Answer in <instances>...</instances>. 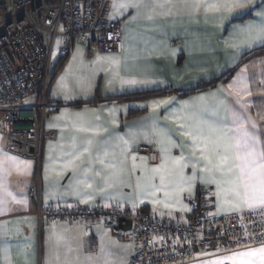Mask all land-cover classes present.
<instances>
[{
  "label": "snow or ice",
  "instance_id": "obj_1",
  "mask_svg": "<svg viewBox=\"0 0 264 264\" xmlns=\"http://www.w3.org/2000/svg\"><path fill=\"white\" fill-rule=\"evenodd\" d=\"M112 6L120 10L115 15H122L123 10L128 8L136 9V16L132 17L134 20L140 15H144L148 21H155L157 17L198 16L202 13L205 23L211 18L214 21L212 26L221 32L225 30V24H229L231 31L223 40V45L232 55L239 57L256 47L264 48V0L259 4L256 0H114ZM253 12L254 19L243 24L232 23L234 19L252 15ZM56 43L59 45L60 41ZM176 51L173 50L172 54L175 55ZM127 59L115 55H97L90 72L92 75L106 73L110 77L108 85L118 82L121 89L157 83L132 75L122 76L121 68ZM71 69L72 65H69V71ZM65 79L61 77L59 88L64 91L65 99H71L67 94ZM250 80L245 65L227 88L221 86L217 92L183 101L178 108L168 111L163 120L157 110L165 106L167 111V106L175 98L152 101L150 107L153 115L145 118L143 136L149 143L158 145L161 160L155 165H149L146 157L131 154L138 133L130 131L127 139L123 135L111 138L107 127L86 120L84 113H75V119L71 122L75 132L70 137V144L67 149L61 150L62 160L58 169L54 164L45 167V179L48 178L50 167L60 177L70 171L71 178L64 193L78 197V202L84 204H89L97 192L106 200L122 198L120 188L126 185L133 188L141 202L150 199L152 204L165 208L179 203L182 210L186 211L191 209L183 204L184 194L192 197L199 183L207 189L210 199L215 198L218 212L242 215L245 210L260 209L264 222V127L249 113V108L255 106ZM80 82L83 84V81ZM260 83L264 85V79ZM260 91L264 98V88ZM229 97L234 98L232 103ZM108 111L113 116L111 123L116 124L114 117L118 109L113 107ZM257 114L260 115V112ZM65 115L67 110L56 119ZM94 116L96 121L100 119L95 112ZM101 132L108 133L103 143L97 139ZM80 133L92 135L80 136ZM173 150H177L178 154H174ZM97 164L102 166L100 171L96 170ZM30 168V162L20 161L18 157L0 150V192L3 193L0 195V213L9 211L10 203L27 204L26 197L17 198L9 190L6 177L13 169L27 173ZM137 172L139 174L134 176L133 183V175ZM97 178L102 181V186L96 184ZM161 193L163 199H160ZM5 223H0V264H35V248L31 239H17L20 227L17 226L15 232L11 233L5 228ZM10 235L12 240L9 239ZM259 235V246L246 244L242 249L217 255L215 259H208L202 264H264V232ZM245 237L254 239L247 231ZM50 240L52 244L45 264H127L125 257L114 250L117 242L111 238L102 236L95 251L87 250L81 234L70 229L54 232Z\"/></svg>",
  "mask_w": 264,
  "mask_h": 264
},
{
  "label": "crops",
  "instance_id": "obj_2",
  "mask_svg": "<svg viewBox=\"0 0 264 264\" xmlns=\"http://www.w3.org/2000/svg\"><path fill=\"white\" fill-rule=\"evenodd\" d=\"M109 1L111 2L110 19L115 22L122 21L123 52L121 54L115 52L97 53L92 58H88L85 45L77 42L71 55L65 59L63 67L53 78L50 86L49 96L55 104L59 101L73 104L65 105L59 108L58 111L51 113L46 124V126L48 125L47 129L54 130L57 137L54 140L45 142L43 148L41 162L43 207L48 209L60 203H67L85 208L93 204L117 202L156 210L161 214L180 219L183 215L196 209L198 190L204 186L197 183L192 197H189L187 193L184 194L183 204L187 205L191 211L182 210L179 203L171 208H165L163 205L152 204L150 199H143L141 202V199L134 193L133 188L126 185L120 188V193L123 194L122 198L106 200L101 193L97 192L89 204H84L78 202V197L64 193V189L71 178L70 171L60 177L50 167L48 178L45 179V167L54 164L57 169L59 168L62 160L61 150L67 149L70 144V137L75 132L71 127V122L75 119V113H84L86 120L98 123L101 127H107L108 133L112 134L111 138L123 135L127 139L130 131L138 133L131 154L143 157L136 152V149L141 144H149L158 151L159 161L153 164L147 159L148 164H158L161 160L158 145L155 142L149 143L143 136L144 125L146 124L145 118H150L153 115L150 107L151 102L175 98L173 103L167 106V111L165 106H161L157 110L160 119L163 120L168 111L172 108H178L181 102L190 101L200 95L217 92L221 86L227 88L245 65H247L251 77L250 86L253 89L252 98L255 105L249 108V113L257 120L258 124L264 127V98H262L260 91L264 88V85L260 83L264 79V63H262L264 61V48L256 47L252 49L251 52L255 49H261L262 51L244 60L246 54L236 57L232 55L230 50L224 48L223 40L228 37L231 31L227 23L225 24V30L221 32L219 28L212 26L214 21L211 18L206 24L202 13L198 16L157 17L155 21H148L144 15H140L134 20L132 17L136 16V9L128 8L123 10L122 15H115L120 10L113 8L114 0ZM260 2L261 0H256L257 4ZM113 16L115 18H112ZM254 18L255 12L252 15L234 19L232 23L243 24ZM201 48H203L202 51ZM173 50H177L175 55L172 54ZM97 55H115L122 59L127 57L126 64L122 65L121 68L122 76L132 75L137 79L154 80L157 83L150 84L147 87L129 88L126 86L123 89L119 87L118 82L109 86L107 81L110 77L106 73L100 72L92 75L90 72V66ZM74 57H76L75 60ZM69 65H72L71 71H69ZM62 76L66 77L67 94L72 97L71 99H65L64 91L59 88L58 82ZM80 81H83V84ZM156 91L160 94L154 96L143 95L142 97L133 96ZM128 95L131 97L112 99ZM224 95H227V93ZM95 96L100 97L99 101L89 104L88 100L93 99ZM233 99L229 97V102L232 103ZM113 107L118 109L114 117L117 121L116 124L111 123L113 116L108 111ZM65 110H67V115L57 120L56 117H60ZM94 112L99 114L100 119L98 121L95 120ZM258 112H260V115L257 114ZM49 125H54V127H49ZM108 133L101 132L100 137L97 139H100L103 143V138H108ZM79 135L91 136L92 134L80 133ZM5 146L6 137L0 131V150L10 156L18 157L20 161L30 162L31 168L27 173L13 169L11 174L6 177L9 190L17 198L26 197L27 204L10 203L8 205L10 210L0 213V223L6 222L4 226L11 233H14L16 227L19 226L21 232L17 239L23 240L24 237L31 239L35 248V264H45L47 253L52 244L50 237L54 232H64L65 229L80 233L81 240L89 251H95L98 248L102 236L106 239L111 238V240L117 242L114 250L124 256L127 264H129L136 246L131 226L128 224L123 225L120 237L113 235L112 231L103 223H87L85 221L69 222L63 220L57 224H52L46 220L40 229L37 218V204L30 194L36 178L37 163L34 159L11 154L5 149ZM116 151L119 152V148ZM173 151L174 154H178L177 150ZM50 157L54 159H50ZM130 165L131 160L129 159L128 166L130 167ZM101 167L97 164L96 170L100 171ZM136 174H139V172L133 175V183ZM96 184L102 186V181L97 178ZM108 191H112V189ZM120 193L114 194L119 195ZM0 195H3V193L0 192ZM160 199H163L162 193ZM212 212L217 215L229 214L218 212L214 197ZM9 239L12 240L11 235ZM119 246L127 247L121 248ZM205 253L209 255H205ZM220 254L225 253L218 251L216 248L200 251L194 261L186 264H202L203 261L215 259ZM227 264H231V262H227Z\"/></svg>",
  "mask_w": 264,
  "mask_h": 264
},
{
  "label": "built area",
  "instance_id": "obj_3",
  "mask_svg": "<svg viewBox=\"0 0 264 264\" xmlns=\"http://www.w3.org/2000/svg\"><path fill=\"white\" fill-rule=\"evenodd\" d=\"M110 11L109 0H0V131L8 152L37 163L30 194L37 204L40 229L46 220L85 221L103 223L120 237L121 222L129 221L136 246L129 264H186L198 252L212 248L227 253L246 244L259 246V234L264 232L261 210L214 214L213 197H208L205 187L198 190L196 209L180 219L117 202L43 207V148L57 137L46 127L56 41L60 38L58 62L71 55L77 42L85 45L88 58L97 53L121 54L122 21H112ZM136 152L150 163L159 161L158 151L149 144L139 145ZM245 231L254 239L245 237Z\"/></svg>",
  "mask_w": 264,
  "mask_h": 264
},
{
  "label": "trees",
  "instance_id": "obj_4",
  "mask_svg": "<svg viewBox=\"0 0 264 264\" xmlns=\"http://www.w3.org/2000/svg\"><path fill=\"white\" fill-rule=\"evenodd\" d=\"M260 51H262L261 49H255V50H253L252 52H250V53H248V54H246L245 56H244V60H246L247 58H249L250 56H253L254 54H257V53H259ZM64 62H65V60H61V61H59L56 65H55V67L53 68V71H52V80H53V78L60 72V70H61V68L63 67V65H64ZM212 82H214V81H212ZM157 94H160V92H150V93H147V94H135V95H133V96H143V95H146V96H154V95H157ZM129 98V97H131V96H118V97H115V98H112V99H123V98ZM99 99H100V97L99 96H95L93 99H91V100H88V103L90 104V103H95V102H97V101H99ZM48 104H49V107H50V109H49V112H50V114L51 113H54V112H56V111H58L59 110V108H61V107H63V106H65V105H69V104H73V103H65V102H62V101H59V102H57L56 104L53 102V100L51 99V97L48 95ZM75 105L77 104V105H79L78 103H74Z\"/></svg>",
  "mask_w": 264,
  "mask_h": 264
},
{
  "label": "rangeland",
  "instance_id": "obj_5",
  "mask_svg": "<svg viewBox=\"0 0 264 264\" xmlns=\"http://www.w3.org/2000/svg\"><path fill=\"white\" fill-rule=\"evenodd\" d=\"M58 40L60 41V38ZM59 52H60V43H59V45H57V43H56V46H55L54 52H53V58H52L53 68H54V66L57 64V62L59 60ZM52 71H53V69H52ZM46 127L48 128V125ZM40 175H41V165H40Z\"/></svg>",
  "mask_w": 264,
  "mask_h": 264
},
{
  "label": "water",
  "instance_id": "obj_6",
  "mask_svg": "<svg viewBox=\"0 0 264 264\" xmlns=\"http://www.w3.org/2000/svg\"><path fill=\"white\" fill-rule=\"evenodd\" d=\"M31 151H34V148H32ZM124 224H128V225L131 226V222H129V221H124V220H123V221L121 222V226L123 227Z\"/></svg>",
  "mask_w": 264,
  "mask_h": 264
}]
</instances>
